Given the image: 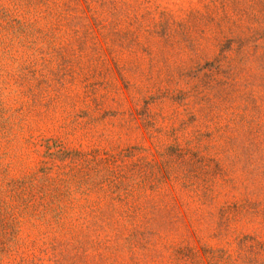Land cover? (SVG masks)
<instances>
[{"label":"rangeland","instance_id":"374dc122","mask_svg":"<svg viewBox=\"0 0 264 264\" xmlns=\"http://www.w3.org/2000/svg\"><path fill=\"white\" fill-rule=\"evenodd\" d=\"M0 264H264V0H0Z\"/></svg>","mask_w":264,"mask_h":264}]
</instances>
